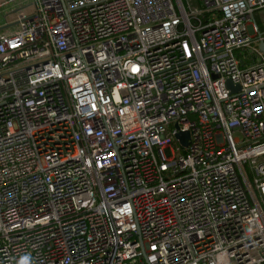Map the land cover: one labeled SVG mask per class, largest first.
Returning <instances> with one entry per match:
<instances>
[{"label": "built area", "instance_id": "1", "mask_svg": "<svg viewBox=\"0 0 264 264\" xmlns=\"http://www.w3.org/2000/svg\"><path fill=\"white\" fill-rule=\"evenodd\" d=\"M0 14V264H264V0Z\"/></svg>", "mask_w": 264, "mask_h": 264}, {"label": "water", "instance_id": "2", "mask_svg": "<svg viewBox=\"0 0 264 264\" xmlns=\"http://www.w3.org/2000/svg\"><path fill=\"white\" fill-rule=\"evenodd\" d=\"M262 48L264 49V44L261 45ZM228 82V85L232 88V89H236L239 87V85H235L231 79H228L227 80ZM188 136H189V133L186 131V132H180L178 133V137L184 142V143H187V139H188Z\"/></svg>", "mask_w": 264, "mask_h": 264}, {"label": "rangeland", "instance_id": "3", "mask_svg": "<svg viewBox=\"0 0 264 264\" xmlns=\"http://www.w3.org/2000/svg\"><path fill=\"white\" fill-rule=\"evenodd\" d=\"M256 18H257L259 24L261 25V27H263V24L261 23L259 17L256 16ZM165 151H166V154H167L168 156H171V155H172V151H171V148H170V147L165 148Z\"/></svg>", "mask_w": 264, "mask_h": 264}, {"label": "crops", "instance_id": "4", "mask_svg": "<svg viewBox=\"0 0 264 264\" xmlns=\"http://www.w3.org/2000/svg\"><path fill=\"white\" fill-rule=\"evenodd\" d=\"M0 23H4V17H3V14H0Z\"/></svg>", "mask_w": 264, "mask_h": 264}]
</instances>
